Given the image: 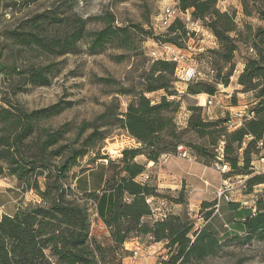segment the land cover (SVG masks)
I'll list each match as a JSON object with an SVG mask.
<instances>
[{
  "label": "trees",
  "instance_id": "16d2710c",
  "mask_svg": "<svg viewBox=\"0 0 264 264\" xmlns=\"http://www.w3.org/2000/svg\"><path fill=\"white\" fill-rule=\"evenodd\" d=\"M40 0H26L29 4ZM219 0H176L182 10H192L193 17L202 21L220 40L222 50L218 55L230 63L238 49V43L247 45L257 43V58H249L244 72L238 82L245 92L257 91L264 82V26L254 29L246 24L244 30L238 29L235 13L221 12L216 8ZM244 15L251 17L258 14L264 22V4L261 0H240ZM57 11L37 14L26 21L19 30L11 33L15 44L36 48L41 53L64 55L74 51L83 40L90 42L89 51L97 54L108 46L126 49L135 31L115 27L113 18L103 17V28L96 32L88 30L84 19H61ZM73 29L67 36L49 37V25L52 22H67ZM172 33L186 35L185 26L175 22ZM232 33L236 37H232ZM166 42L176 44L175 39L165 37ZM3 51L0 49V64ZM228 77L232 76L234 65ZM50 67L33 68L27 80L34 86H49ZM176 65L172 62L157 60L141 77L144 90L133 95L125 113L108 111L91 123L93 133L87 138L85 148L75 151L63 163L54 167L50 158V149L64 139L65 126L56 132L42 130L38 133V123L51 119L64 112L69 105L63 102L29 112L7 97H0V176L16 178L24 194L35 192L41 199L39 205H28L13 215L0 218V264H101L106 250H117L134 238L150 236L154 243H166L170 250L168 260L161 264H200L212 257H222L226 245L240 239L239 233L245 236V242L254 239L264 240V196L256 198V211L245 208L239 202H228L227 208L234 216L229 220L231 230L223 238L212 222L217 200H203L207 225L193 231V225L186 223L181 216H166L162 220L147 221L152 216L151 205L147 199L158 198V189L149 183H139L137 179L146 173L147 163L158 164L163 155L169 158V169L173 173L188 178L186 160L175 157L179 147L192 149L202 159L216 160L217 149L224 142V157L231 167L232 174L246 177L249 190L264 184V175H257L253 170L252 151L258 150V143L264 136V88L258 92L261 100L259 107L252 108L255 119L244 123L240 129L232 132L225 126L229 117L217 120H206L202 109L190 107L191 115L186 129H181L176 122V115L181 107L180 102L170 100L179 96L176 79ZM14 73H16L14 71ZM225 83L229 86V83ZM165 91L162 100L154 103L146 93ZM206 92L210 96L216 89L208 85L189 86L187 94L198 95ZM132 93V92H129ZM128 93V94H129ZM125 94V93H122ZM203 95H200L201 97ZM118 126L129 137L133 138L138 148L125 149L116 161H109L106 166L107 178L102 193H84V197L95 198L98 216L103 220L111 234L112 248H105L97 238L91 235L89 208L81 204V199L66 184L69 173L80 157L86 156L90 149L100 146L107 138L106 130ZM89 128V127H88ZM192 132L199 139H206L208 145H198L186 141ZM42 138L39 144L37 139ZM246 139L249 142H246ZM244 146L245 149H244ZM103 147V146H102ZM215 148V154L212 151ZM244 150L243 154L239 152ZM53 157H62V150H57ZM257 153L254 155L256 157ZM244 156V157H243ZM109 160L106 157H95L93 161ZM186 164L182 171L175 170L173 163ZM196 173L199 169L193 168ZM249 176V177H248ZM46 180L41 188V180ZM199 180V178H198ZM202 181V180H201ZM209 184L208 181H204ZM193 233V237L190 236ZM124 250V249H123ZM236 264H243L237 261Z\"/></svg>",
  "mask_w": 264,
  "mask_h": 264
},
{
  "label": "rangeland",
  "instance_id": "374dc122",
  "mask_svg": "<svg viewBox=\"0 0 264 264\" xmlns=\"http://www.w3.org/2000/svg\"><path fill=\"white\" fill-rule=\"evenodd\" d=\"M261 1L264 4V0ZM173 3H177L176 0H40L34 4H29L26 0H0V49L3 51L0 64V97L11 99L29 112L48 108L59 102L69 105L61 114L51 119H43L38 123L39 134H42L44 129L56 132V130L66 127L64 131L67 133L64 139L49 151L52 156L50 162L54 167L61 165L73 152L87 149V147L85 148L87 138L94 132L90 128L91 126L87 125L96 122L100 115L106 113L107 110L113 113H125L133 95L143 92L144 85L141 77L154 63L150 53L157 48V43L166 42L165 38L155 37L152 24L156 22L162 9ZM52 11L60 13L61 19L86 20L88 30L91 32L101 30L103 28L102 18L106 17L114 19L115 27H128L136 34L125 46L126 49L108 46L97 54L89 51L90 42L87 40H83L74 51H69L64 55L45 54L36 48L14 43L11 39L12 32L19 30L26 21L33 19L37 14ZM231 13H235V11L232 10ZM246 24H251L254 29L264 26V22L256 13L251 17H247L244 13L239 15L238 29L244 30ZM204 26L208 27L207 24ZM48 29L49 37L61 38L73 30L68 21L52 22ZM185 30L186 35L168 32L167 38L175 39L181 49L190 50L193 58L200 65L199 75L190 85L195 87L198 84L208 85L216 89V99L211 109L212 118L214 120L221 116L227 118L244 108H258L261 100L257 94L264 88V82L261 83L257 91L247 92L238 82L246 68L247 60L258 57L255 47L257 43L247 45L238 43V49L231 62L228 63L216 53L222 50V45L210 28L209 31L216 40L208 38L202 32L189 34L187 27ZM231 36L236 37V34L232 33ZM201 45L206 49L202 55L197 53V49ZM232 65L235 69L232 76L228 77ZM47 66L51 68L48 75L50 85H31L27 80V73L33 68L39 69V67ZM210 67L214 72L210 70ZM226 80L229 86L223 83ZM178 85L185 90V93L172 97L170 100L180 102L181 107L176 115V122L179 123L178 126L181 125V129H186L192 114L189 110L190 107H198L199 102L205 103L210 95L206 92L200 93L198 95H204V97H199L200 101H198L196 97L198 95L187 94L190 85L188 87L179 83ZM165 94V91L161 90L145 95L156 104L162 100L161 98ZM103 130L108 132L105 141L97 148L90 149L86 156L77 160L76 166L68 175L69 179L66 184L81 199V204L87 205L89 208L91 235L104 244L105 248L113 249L111 234L105 222H101L100 225L98 223L100 218L97 214L95 198L84 197L80 187L85 186V180L79 186L77 179L102 163L108 165L109 161H116L123 150L138 148L139 145L136 142L133 143L131 141L133 138L118 126ZM40 139L42 138L37 139L39 144L41 143ZM186 141L203 146L208 145L206 139L201 140L192 132L186 136ZM246 142L248 143L249 140L246 139ZM60 149L64 155L53 157L52 154ZM212 151L215 154V148H212ZM180 152H188L192 160L182 158ZM243 152L244 150L239 153L243 154ZM252 153L253 159L256 158L254 156L256 153L259 154L256 149ZM96 156L99 158L107 156L109 160L101 159L95 162L93 160ZM172 157L163 155L158 164L147 163L146 159L138 158L140 163L147 164L146 173L150 174L151 178L146 183L158 189L159 197L154 198L152 203L153 208L158 209L155 214L158 218L169 215L181 216L186 223L193 225V231H198L207 225L205 217L207 210L203 209V200H217V192L224 181L231 177L235 179L239 175L233 174L230 175L231 177H226L227 174L224 175L214 168V159L204 160L199 158L192 149L179 147L178 155L175 157L186 160L188 168H186V164L178 162L173 163V167L178 171L187 169L188 178L185 180L177 175L172 176L165 170L169 158ZM193 168L200 169L203 173V181L196 178V173L194 170L192 171ZM103 172L104 169L101 167L94 173L96 181L100 180ZM205 180L208 181V185L204 183ZM137 181L141 182V177ZM45 185L46 180L42 179L41 188L44 189ZM262 196H264V184L254 187L248 192L235 189L230 195V200L240 203L250 200L252 197L260 199ZM0 199V218L8 208L13 213L15 206L25 208L30 204L39 205L42 203L35 192L28 191L27 194H24L16 178L4 176H0ZM227 204L228 201L225 200L218 202L213 214L215 218L212 224L219 231L221 238L226 235L227 231L237 234L230 229L229 220L234 216L229 212ZM147 221L157 220L149 217L146 219ZM238 233L241 238L226 245L222 257L208 258L200 264H236L237 261H242L243 264H264V240L254 239L252 242L246 243L244 234ZM190 237H193V233ZM133 241L135 243L133 249L129 246L128 249L125 245L118 251L106 250L101 264H161V260H168L170 250L166 248L165 242L153 248L155 243L150 236L134 238L131 242ZM135 251L138 252L137 255H135Z\"/></svg>",
  "mask_w": 264,
  "mask_h": 264
},
{
  "label": "built area",
  "instance_id": "2783aa9c",
  "mask_svg": "<svg viewBox=\"0 0 264 264\" xmlns=\"http://www.w3.org/2000/svg\"><path fill=\"white\" fill-rule=\"evenodd\" d=\"M216 8L221 12L229 14L232 10H234L236 13V23L239 19V15L244 13L240 0H219L216 4ZM192 13L193 11L189 9L182 10L178 3H173L170 6L164 7L162 9V12L158 15L156 22L152 24L155 37H165V35H167V33L170 31L173 24L175 22H180L182 25L187 27L189 34H200L202 32L203 35H206L208 38L215 39L211 31H209V28L205 27L204 24H202V21L195 20ZM156 45L157 48L152 50L150 53L154 62L157 60H162L169 63L173 62L176 65L177 69V84L179 83L188 87V85H190V83H192L197 78L200 72V65L198 61L193 58V54L190 52V50H183L176 44H171L168 42H159ZM205 51L206 49L202 45L201 47H199V49H197V53L200 55H202ZM210 70H212L211 67ZM212 72H214V70H212ZM178 92L180 96L185 93V90L178 85ZM207 98L208 99L205 103L202 104L201 102H199L198 107L202 109L204 119L214 120L211 115V109L214 106V100L216 98L215 95L208 96ZM198 101L200 100L198 99ZM255 117L256 113L254 112V110H252V108H246L233 115L231 114L225 126L230 132H232L236 129H240L244 123L248 122L249 120L255 119ZM178 124L179 123H177V125ZM180 126L181 125H179V127ZM258 149L259 154L256 155V158L253 161V170L258 175H264V136L261 142L258 143ZM180 156L184 159L192 160L188 152H180ZM216 157L217 158L213 163L214 168L224 175L231 173V167L228 163H226L224 157V142H222L217 149ZM150 178V174L145 173V175L141 176V182L139 181V183L145 184L146 181ZM247 181L248 179L242 176H237L235 177V179H232L231 177L228 180H225L220 190L217 192L218 202H220L221 200L232 202L230 200V195L235 189H239L242 192H248L249 186L247 185ZM153 200L154 198L147 199L148 204H150L152 208L151 218H155V220H162V218H158L155 214L158 209L153 208ZM240 203L243 207L252 209L253 212L256 211V197H252L250 198V200L241 201ZM137 254L138 252L135 251V255Z\"/></svg>",
  "mask_w": 264,
  "mask_h": 264
},
{
  "label": "crops",
  "instance_id": "0c3cea01",
  "mask_svg": "<svg viewBox=\"0 0 264 264\" xmlns=\"http://www.w3.org/2000/svg\"><path fill=\"white\" fill-rule=\"evenodd\" d=\"M198 99H199V95L198 96H196ZM245 109V108H244ZM222 117V116H221ZM128 139H130V138H128ZM131 141L133 142V143H135V140H133V139H131ZM169 161V160H168ZM169 164H170V162L166 165V168H165V170L167 171V173H170L172 176H174V175H177V177H181V178H184L183 177V175H178L177 173H173L170 169H169ZM106 164H104V163H102L101 165H99V166H97L95 169H92V170H89V171H87L86 172V174H83V175H81L77 180H78V183H79V186H80V184H81V182L83 181V180H85V186L83 187V188H81L80 187V190L82 191V193H94V192H96V193H98V194H101L102 193V188H103V185H104V183H105V180H106V178H107V175H106ZM101 167H103V169H104V172H103V174H101V176H100V180L99 181H96L95 180V178H94V173L97 171V170H99V168H101ZM202 175H203V173L200 171V169L196 172V178L198 179H200V180H204V178L202 177ZM1 200V199H0ZM239 202V201H238ZM95 205H96V203H95ZM4 206H6V205H4ZM97 206V205H96ZM15 209H14V211H13V213L12 212H10V208H8L7 209V212L6 213H4L5 215H13L18 209H19V206H15L14 207ZM97 214H98V212H97ZM99 217V216H98ZM100 218V217H99ZM101 222H104L103 220H101L100 219V222H98L99 223V225L101 224ZM158 244H161V243H155L154 245H153V248H155V246L156 245H158ZM135 245V243H134V241L133 242H129V243H127L126 244V248H128V246L129 247H132V249H133V246ZM129 249V248H128ZM132 249H130V250H132Z\"/></svg>",
  "mask_w": 264,
  "mask_h": 264
},
{
  "label": "bare ground",
  "instance_id": "6f19581e",
  "mask_svg": "<svg viewBox=\"0 0 264 264\" xmlns=\"http://www.w3.org/2000/svg\"><path fill=\"white\" fill-rule=\"evenodd\" d=\"M204 97V95L203 96H201L200 98H203Z\"/></svg>",
  "mask_w": 264,
  "mask_h": 264
}]
</instances>
